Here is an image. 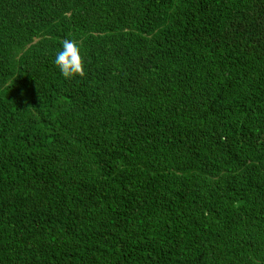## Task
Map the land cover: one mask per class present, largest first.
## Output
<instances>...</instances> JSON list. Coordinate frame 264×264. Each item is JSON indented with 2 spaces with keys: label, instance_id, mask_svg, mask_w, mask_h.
Wrapping results in <instances>:
<instances>
[{
  "label": "trees",
  "instance_id": "1",
  "mask_svg": "<svg viewBox=\"0 0 264 264\" xmlns=\"http://www.w3.org/2000/svg\"><path fill=\"white\" fill-rule=\"evenodd\" d=\"M0 264H264V0H0Z\"/></svg>",
  "mask_w": 264,
  "mask_h": 264
},
{
  "label": "clouds",
  "instance_id": "2",
  "mask_svg": "<svg viewBox=\"0 0 264 264\" xmlns=\"http://www.w3.org/2000/svg\"><path fill=\"white\" fill-rule=\"evenodd\" d=\"M54 64L66 79L85 75V64L80 43L75 39H64L56 52Z\"/></svg>",
  "mask_w": 264,
  "mask_h": 264
}]
</instances>
